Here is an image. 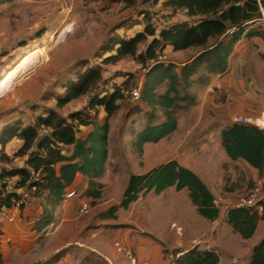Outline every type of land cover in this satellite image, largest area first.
Wrapping results in <instances>:
<instances>
[{
  "label": "rangeland",
  "instance_id": "obj_1",
  "mask_svg": "<svg viewBox=\"0 0 264 264\" xmlns=\"http://www.w3.org/2000/svg\"><path fill=\"white\" fill-rule=\"evenodd\" d=\"M130 1L114 0L110 5H93L89 8L75 6L71 14L64 11L62 0H15L0 5V133L7 125L20 123L25 127L34 124L38 117L49 110L65 117L74 111L85 110L88 97L59 108L56 95L63 94L65 84L69 80H75L88 67L100 68L107 81V89L120 87L125 95L121 109L110 120L109 160L105 175L99 180L103 185L101 197H88L85 194L88 189L87 181L80 180L79 188L69 191L76 192V198L66 197L55 211L53 224L41 232L34 231L35 215L43 212L45 201L37 197L31 208L20 212L15 225L0 227L4 255L1 264H47L52 259L54 261L50 264H111L99 252L109 256L113 264H131L114 247L116 240L112 232L116 228L130 232L135 239L143 240V253L151 254L152 246H161L165 254L164 264H172L175 258L173 251L181 249L171 250L177 246V235L181 230L172 229L170 221L165 238H162L148 230V220L139 217L140 211L131 217L125 213L117 219L105 220L101 217L108 208L119 203L132 174H146L148 168L172 156H179L186 164L195 168L199 165L200 153H216L214 145L219 139V133L214 127L207 130L199 125L196 127L195 122L190 121L197 115L194 109L196 102L194 106L176 113L181 128L176 134L169 135L160 146L146 144L140 148L135 144L137 133L149 124L150 116H155V123L165 120L164 110L148 106L142 101L136 105L128 103L125 93L138 83L147 65L139 63L134 57L104 64L103 60L109 54L103 56L101 46L114 29L122 25L125 27L116 34L125 37H133L137 31L142 30V27L132 28L139 22L137 16L141 10L150 11L152 23L159 22L161 26L166 25L172 11L162 7L161 3L165 0H159L161 2L150 10L144 7L147 0ZM182 14L177 12L176 16L181 18ZM51 37L56 38V41L49 46L48 54L24 78L9 85L7 76L25 56L36 48L49 44ZM160 55L167 61L178 60L167 49ZM200 76L208 79L203 72L196 77ZM167 86L166 83L160 92H165ZM192 90L193 87H190L187 92L195 97ZM105 117L104 111L99 110L98 122L103 123ZM80 129L87 131L83 127ZM177 143L179 145L173 154H167L168 147ZM201 144L209 145L208 152H203ZM21 145L19 139L12 140L6 147L0 145V171L24 165L25 159L16 156ZM207 181L215 192L214 198L221 211L220 219L214 222V232H211L213 223L198 214L189 197L186 198L184 209L187 220H202L200 228L205 234H209L205 237V242L201 243V249L216 250L221 257V264H251L253 248L264 239V213L256 236L250 240L242 239L224 220L226 212L262 181L260 175L256 178L249 177L244 169L237 167L235 173H230V177L225 176L223 187L219 185L220 180L215 175L208 177ZM262 190L261 196L264 199V188ZM82 202L88 203L90 208L86 214L78 215L75 209ZM179 205L183 204L175 203L176 209ZM179 214L180 212L175 216H168L167 220L173 218L178 224L185 226L186 220ZM158 218L155 215L154 222L160 229L162 224L158 222ZM125 243L133 253V247ZM133 256L138 264L145 262L134 253Z\"/></svg>",
  "mask_w": 264,
  "mask_h": 264
},
{
  "label": "trees",
  "instance_id": "obj_2",
  "mask_svg": "<svg viewBox=\"0 0 264 264\" xmlns=\"http://www.w3.org/2000/svg\"><path fill=\"white\" fill-rule=\"evenodd\" d=\"M14 1L0 0V5ZM161 4L165 10L172 11L166 25L152 23L150 11L141 10L137 16L139 22L132 28L142 27V30L133 37H125L116 34L125 27L122 25L115 28L101 46L103 56L109 54L103 60L104 64L117 63L127 57H134L143 65L155 60L144 74L140 101L163 109L165 120L155 123V116H150L149 124L136 135L135 144L140 148L148 143H159L177 130L176 113L197 102L187 89L206 79L200 76L193 80L195 76L201 72L224 74L236 45L243 38L264 37L261 28H250L262 19L264 0H165ZM177 12L183 14L176 20ZM168 46L174 52L191 48L200 51L182 66L167 60L158 62V55ZM166 83L167 89L160 92ZM63 88L64 93L56 95L59 108L88 97L86 109L74 111L66 117L49 110L34 124L25 127L20 123L7 125L0 133L2 147L14 139L22 141L16 156L25 159L23 166L0 171V211L11 208L18 197L16 192L10 191L13 179H17L15 189L36 186L37 197L45 201L43 212L35 215L34 231L37 232L53 224L56 209L65 201L69 191L76 188L78 175L88 180L85 192L88 197H101L103 185L99 180L104 177L109 160L110 120L121 109L125 98L120 87L107 89L100 68L88 67ZM183 103L187 104L183 106ZM99 110L106 114L103 123L98 122ZM81 127L87 131L83 132ZM221 140L231 160H242L259 172L264 188V129L236 122L222 132ZM5 159L9 160L8 157ZM171 187L177 192L187 190L198 214L206 220L215 222L220 219L221 211L215 206L209 188L195 172L177 160L163 163L143 175L132 174L119 203L108 208L101 217L117 219L119 210H128L150 192L160 195ZM261 220L262 214L255 209L233 207L226 212L224 221L242 239L250 240ZM2 243L0 234V264L4 261ZM173 254L172 264H221L216 250L201 249L199 245L188 251L176 249ZM52 261L54 259L50 263ZM251 264H264V239L253 248Z\"/></svg>",
  "mask_w": 264,
  "mask_h": 264
},
{
  "label": "crops",
  "instance_id": "obj_3",
  "mask_svg": "<svg viewBox=\"0 0 264 264\" xmlns=\"http://www.w3.org/2000/svg\"><path fill=\"white\" fill-rule=\"evenodd\" d=\"M175 19L177 20L179 18L176 16ZM257 27L264 31V22L258 21L250 26V28ZM166 49L168 52L173 53L175 57H178V60L172 61L178 66H182L185 62L194 58L200 51V49L191 48L185 51L174 52L171 46H168ZM195 77L193 80L198 78ZM207 77L208 79H205V82H195L191 85V88L193 87L192 94L197 99V105L194 108L197 115H195V119H191L190 121L195 122L196 127L199 125L200 128L207 130L210 127L216 129L215 131L219 133V139L214 145L216 153L210 155L208 153H200L199 165L195 168L186 164L179 156H172L148 168V171L168 161L177 160L183 166L195 172L206 184L211 193L216 196L215 192L209 186L207 181L208 177L215 175L220 180L219 185L223 187L225 176L230 177V173H235L237 167L244 169L249 177L256 178L259 176L257 170L251 168L242 160L233 161L229 158L222 146L221 134L226 128L236 123L235 118L239 115L256 119V124L264 129V37L243 38L236 45L234 53L229 59L227 71L224 74L207 75ZM180 128L181 123L179 122L177 131L170 136L176 134ZM167 139L168 136L159 143H148V145L158 147ZM19 142L22 141L19 140ZM178 143L172 147H168L167 154L170 152L173 154L176 147L180 144ZM201 145L203 146V152L205 150L208 152L209 145ZM210 171L212 174H210ZM80 180H86L88 186V180L84 176L78 175L75 182L76 188H79L78 184ZM187 197H189L187 190L177 192L175 187L168 188L160 195L150 192L131 205L128 210H119L117 215L119 217L122 213H125L131 217L134 216L135 212L140 211L138 212L139 217L148 220V230L162 238H165L164 235H166L165 231L168 228L169 221L172 222L170 227L172 229L178 228L181 232H178L177 235V246H174L171 250L181 248V251H188L205 242V237L209 234H205L200 228L203 224L202 220H196L195 222L187 220V213L184 210L187 204ZM146 203L147 206L145 207L144 205ZM175 203H182L183 205H179L178 209H176ZM142 206L144 207L142 208ZM176 211L180 212L181 217L183 216L182 219L186 220L185 226L178 224L176 222L177 220H173V218L167 220L168 216H175L178 213ZM155 215L159 216L158 222L162 224L160 229L154 222ZM211 223H213L211 232H214V222ZM112 234L115 240H123L132 246L133 253L143 261H149L150 264L165 263L164 249L161 246H152L150 249L152 253L146 254L141 250L143 240L133 238L130 232L116 228ZM99 253L103 258L108 259L113 264L109 256L105 253Z\"/></svg>",
  "mask_w": 264,
  "mask_h": 264
},
{
  "label": "built area",
  "instance_id": "obj_4",
  "mask_svg": "<svg viewBox=\"0 0 264 264\" xmlns=\"http://www.w3.org/2000/svg\"><path fill=\"white\" fill-rule=\"evenodd\" d=\"M113 1L114 0H62V3H63L64 11H66L67 14H71L75 6H79L81 8H89V7H92L93 5L106 6V5L112 4ZM160 2L161 1L159 0H147L144 4V7L150 10V8L158 5ZM259 21L264 22V11H263V17ZM156 60L158 62L166 61V59L163 58V56L160 54L158 55ZM154 63H155V60L149 61L147 63V67L146 69H144V74L146 73L147 69L150 66H152ZM143 83H144V75L141 77L138 83H136V85L131 86L126 91L125 94H126L129 104L136 105L140 102ZM235 122L254 125L256 124V119L246 118L243 115H239L235 118ZM44 132L48 133V130H45ZM11 183L13 186L10 188V191L16 192L18 197L13 202V206L11 208H4L3 210L0 211L1 227L15 225L19 218L20 212L31 208L35 204V201L38 196V188L36 186H33V187L25 186L19 189H15L16 184H17V179H13ZM262 189H263V182L260 181L249 192L247 196L238 200L236 204L234 205V207L252 208L258 211L260 214H263L264 213V199L261 196L262 191H263ZM67 197L69 199L76 198V192L73 191V192L68 193ZM214 204L216 207H219L218 201L215 200ZM89 208L90 206L88 203L82 202L76 206L75 212L78 215H83L89 211ZM114 247L117 250V252L120 254H123L125 258L131 262V264H138V261L134 258L130 247L126 245L125 242H123L122 240H116L114 243ZM141 264H150V263L145 261V262H142Z\"/></svg>",
  "mask_w": 264,
  "mask_h": 264
},
{
  "label": "bare ground",
  "instance_id": "obj_5",
  "mask_svg": "<svg viewBox=\"0 0 264 264\" xmlns=\"http://www.w3.org/2000/svg\"><path fill=\"white\" fill-rule=\"evenodd\" d=\"M55 41L56 38L51 37L49 44H45L39 48H36L33 52L25 56L17 68L7 76V78L9 77L7 83L11 85L19 79L24 78L32 69H34L40 60L48 54L50 50L49 46L55 43Z\"/></svg>",
  "mask_w": 264,
  "mask_h": 264
}]
</instances>
